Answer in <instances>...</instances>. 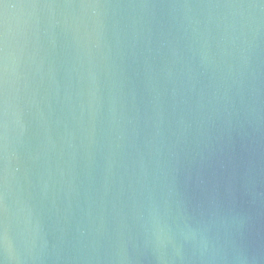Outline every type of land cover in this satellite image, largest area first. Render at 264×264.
I'll use <instances>...</instances> for the list:
<instances>
[{
    "label": "water",
    "instance_id": "obj_1",
    "mask_svg": "<svg viewBox=\"0 0 264 264\" xmlns=\"http://www.w3.org/2000/svg\"><path fill=\"white\" fill-rule=\"evenodd\" d=\"M0 264H264V0H0Z\"/></svg>",
    "mask_w": 264,
    "mask_h": 264
}]
</instances>
